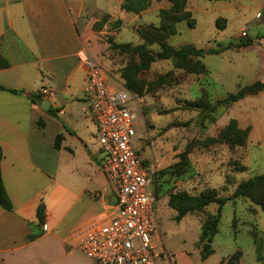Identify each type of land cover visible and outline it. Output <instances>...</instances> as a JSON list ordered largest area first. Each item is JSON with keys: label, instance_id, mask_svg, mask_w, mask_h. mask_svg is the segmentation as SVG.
I'll return each instance as SVG.
<instances>
[{"label": "crops", "instance_id": "obj_1", "mask_svg": "<svg viewBox=\"0 0 264 264\" xmlns=\"http://www.w3.org/2000/svg\"><path fill=\"white\" fill-rule=\"evenodd\" d=\"M200 2L189 0L187 10L194 16L206 14L212 23L224 18L227 25L235 14L242 25L232 39L217 33L204 56H219L230 49L226 47L230 42L241 45L249 41L234 50L256 47L264 52V33L259 31L264 26V0H240L234 5L230 0H206L199 7ZM122 3L123 0H0V58L7 64L0 68V85L19 91H0V171L12 204L11 211L0 207V264H92L71 247L72 236L117 214L113 190L100 170L103 153L84 93L87 69L78 55L86 50L101 64L103 55L109 54L103 39L106 35L117 39L122 29L131 24L134 29L158 26L159 11L169 7L165 0H151L148 9L135 15L123 11ZM103 15L108 16V23L119 20L121 24L108 29L107 23L95 29ZM139 20L144 24L137 25ZM249 26L257 32L253 40ZM242 30H246L245 40L238 39ZM102 66L107 85L119 93L127 107L137 110L133 95L123 97L126 89L120 73L114 74L106 63ZM263 70L264 65L259 72L263 77L255 81L264 83ZM40 88H47L50 94L36 95ZM150 116H139L134 141L144 132V119L154 124ZM168 153L158 151L148 160L149 165L154 164L155 170L165 168ZM151 174L152 171L150 181ZM151 185L155 192L152 181ZM160 185L158 196L168 207L167 194L163 195L167 189L164 180ZM180 187L192 194L202 189L179 185L174 191H181ZM40 205L44 206L46 230L38 227L36 213ZM187 216L197 215L184 217ZM29 235L36 237L27 240ZM199 236L198 227L186 240L180 233L168 235L161 226L152 237L160 256L157 264H225L230 255L215 260L213 241V253L201 258Z\"/></svg>", "mask_w": 264, "mask_h": 264}, {"label": "rangeland", "instance_id": "obj_2", "mask_svg": "<svg viewBox=\"0 0 264 264\" xmlns=\"http://www.w3.org/2000/svg\"><path fill=\"white\" fill-rule=\"evenodd\" d=\"M205 1L201 0L197 6H203ZM230 1L234 5L240 0ZM167 3L169 7L164 10H168L171 6L169 2ZM191 16L195 22L194 28H189L186 22L179 23L177 33L182 32V35L179 36L176 33V38L172 39L175 35L171 36L168 43L173 48L191 45L202 50L199 60L206 68L207 76L204 78L201 75L175 69L172 60H156L140 75L148 84V90L144 96L135 97L123 85L126 89V91L123 89L125 92L123 97L130 93L136 100L138 119L145 113L151 114L150 118L154 121L152 124L150 119H144V132H141L138 139L133 142L132 148L144 164H147L150 173L152 171L151 181L155 184L157 192L164 180L165 189H167L163 195L182 185L198 186L195 189H201L199 186H202L201 191L214 188L219 197H231L238 183L255 175H264V95L260 94H264V90L228 105L218 104V101L226 98L228 94L235 93L239 86L250 84L263 77L259 72L264 65V52L258 51L256 47L244 51L234 50L232 48L238 49L239 44L234 45L230 42L226 45L230 49H226L219 56L206 57L204 51L213 45L217 33L221 32L220 35L223 34L232 39L242 25L235 14L228 25L224 18H217L212 23L211 17H207L206 14L194 16L191 13ZM217 20H220V25L223 24V29L217 28ZM107 23L102 24L101 28ZM137 23V25L144 24L140 20ZM110 26H114V22L108 23V29ZM140 27L142 26L134 29V24H131L122 29L117 39L110 35H106L103 39L106 43L108 38H112L118 43L140 45L143 43L138 35ZM249 30V37H252V40L255 39L256 30L252 27ZM259 31L264 33V26ZM178 42L184 44L179 45ZM175 45L178 46L175 47ZM148 48L152 53L159 51L157 44L150 45ZM107 52L109 54L103 55L104 60L101 62L109 67L112 66L114 74H119L128 61L137 59L129 55H118L109 49ZM102 63L99 64L102 66ZM103 69L106 73L104 67ZM261 72L264 73V70ZM203 93L207 95V102L214 107V111H201L191 106L190 102L198 100ZM232 121L235 122L233 127L246 131L244 140L238 136L240 140H243V144H233L239 139L225 142V133L224 138L221 137L222 131L231 125ZM149 132L152 136L148 134ZM165 150L169 152L163 163L165 168L155 170L156 166L152 164L153 167H151L148 160L158 151ZM183 154L185 159L180 157ZM181 160L185 161V165L181 166L184 172L178 177L169 174L168 168L180 164ZM220 178L221 184H219ZM162 203L163 198L157 196L159 229L162 226L168 235L180 233L186 240L192 237L196 227L201 231L202 216H187L180 223L175 220L176 212L164 207ZM206 213H216V205H210ZM251 232L257 239V244H260L262 261L257 260V244L253 242ZM213 247L215 260L240 250L243 254L240 264H264V209L244 197L227 202L221 211Z\"/></svg>", "mask_w": 264, "mask_h": 264}, {"label": "built area", "instance_id": "obj_3", "mask_svg": "<svg viewBox=\"0 0 264 264\" xmlns=\"http://www.w3.org/2000/svg\"><path fill=\"white\" fill-rule=\"evenodd\" d=\"M246 36L242 30L238 39ZM78 56L87 69L84 93L103 153L100 170L113 190L117 214L78 231L70 245L92 264H157L160 256L152 242L159 231L156 195L149 167L132 148L138 111L107 85L104 69L86 50ZM49 94L40 88L36 95ZM42 229H47L45 224Z\"/></svg>", "mask_w": 264, "mask_h": 264}, {"label": "trees", "instance_id": "obj_4", "mask_svg": "<svg viewBox=\"0 0 264 264\" xmlns=\"http://www.w3.org/2000/svg\"><path fill=\"white\" fill-rule=\"evenodd\" d=\"M171 4L168 10L159 11V24L158 26L146 25L140 27L138 35L142 40L140 45H132L130 43H118L112 38H108V49L116 52L118 55H129L137 57L128 61L120 70V77L123 80L124 87L133 93L135 97H142L148 90V84L141 78V73L148 70L151 64L156 60H172L174 62V68L190 73L194 75H201L204 78L207 76V70L201 63L199 58L202 56V50H198L191 45H184L180 48H173L169 45L168 39L177 33V25L181 22H186L189 28H194L195 22L191 16V13L186 10L187 0H166ZM151 0H123L121 9L126 13L139 15L150 7ZM108 20L107 15H103L98 24L95 25V29H100L102 24ZM220 20H217L216 26L219 29H223V24H219ZM121 24L119 20L114 22V26L118 27ZM157 44L159 51L152 53L148 48L150 45ZM249 44V41L242 43V46ZM239 45V46H241ZM230 46V45H229ZM218 53V52H216ZM7 64L0 58V68L6 67ZM7 90L0 85V91ZM264 90V83L255 81L251 84L239 86L235 93L228 94L226 98L218 101V104H232L236 103L248 95H256ZM12 93H18L19 91L7 90ZM191 106L201 109V111H214V107L207 102V95L205 93L194 101L190 102ZM41 126L42 123L39 122ZM235 122L232 121L224 131L221 133V137L225 142H232L239 137L244 140L246 131H242L233 127ZM239 136V137H238ZM56 140V146H58V140ZM243 140L233 142V144H243ZM181 159H185V154L180 156ZM2 159V152L0 150V163ZM185 165V161L181 160L180 164L173 165L168 168V173L180 176L184 169L181 166ZM163 174V172H161ZM172 190V189H170ZM156 198L158 192L155 188ZM247 198L252 203L260 206L264 209V175H255L247 180L241 181L236 185L231 197H219L217 191L214 188H206L199 194L191 195L186 191H170L167 193V206L176 212L175 220L178 222L186 215H200L203 217L201 222V231L197 246L201 249V258L206 259L213 253L212 241L218 233V226L221 218V211L224 205L237 198ZM210 205H216V213H206L207 208ZM0 207L5 211H11L12 204L3 186L1 171H0ZM38 227L40 228L44 223V206L40 205L37 209ZM250 236L253 239L254 244H257V239L252 232ZM35 235H29L27 240H32ZM260 245V244H259ZM256 245V253L258 254L257 260L262 261L260 256V246ZM242 252L236 250L227 259L225 264H238L242 258Z\"/></svg>", "mask_w": 264, "mask_h": 264}]
</instances>
